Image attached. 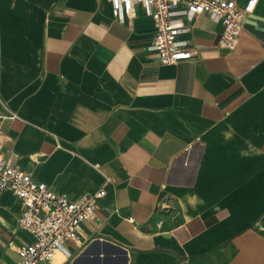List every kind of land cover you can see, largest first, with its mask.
I'll return each mask as SVG.
<instances>
[{
	"label": "crops",
	"instance_id": "1",
	"mask_svg": "<svg viewBox=\"0 0 264 264\" xmlns=\"http://www.w3.org/2000/svg\"><path fill=\"white\" fill-rule=\"evenodd\" d=\"M188 25L196 54L160 65L139 5L117 21L107 0H0L5 155L72 198L105 190L42 264H264V0L233 49L208 15ZM19 210L3 190L0 264L32 240Z\"/></svg>",
	"mask_w": 264,
	"mask_h": 264
},
{
	"label": "built area",
	"instance_id": "2",
	"mask_svg": "<svg viewBox=\"0 0 264 264\" xmlns=\"http://www.w3.org/2000/svg\"><path fill=\"white\" fill-rule=\"evenodd\" d=\"M111 14L117 21L134 16L136 6L151 17L154 33L150 48L160 65L172 64L196 54L190 41L182 36L189 29L188 21L195 15L206 14L221 25L218 44L233 49L238 41L244 16L251 12L257 0H107ZM10 119L18 115L9 111ZM0 132V195L10 190L18 199L20 210L17 226L31 234L32 240L15 247L14 264H42L50 262L56 251L68 256L66 243L79 239L83 221L93 217L98 201L105 194L103 187L82 193L74 198L53 191L46 183L16 166L15 153L8 145L5 155ZM6 147V146H5ZM108 180V179H107Z\"/></svg>",
	"mask_w": 264,
	"mask_h": 264
},
{
	"label": "rangeland",
	"instance_id": "3",
	"mask_svg": "<svg viewBox=\"0 0 264 264\" xmlns=\"http://www.w3.org/2000/svg\"><path fill=\"white\" fill-rule=\"evenodd\" d=\"M8 233L9 232H7L5 230H2L1 231V236H7ZM15 236L17 238L22 237V235L19 232L16 233ZM2 257H3L4 260H9L10 261L11 259H13V253L10 250H6L5 253H4V255Z\"/></svg>",
	"mask_w": 264,
	"mask_h": 264
},
{
	"label": "bare ground",
	"instance_id": "4",
	"mask_svg": "<svg viewBox=\"0 0 264 264\" xmlns=\"http://www.w3.org/2000/svg\"><path fill=\"white\" fill-rule=\"evenodd\" d=\"M62 258H63V254L60 253L59 251H56L52 260H53L54 263H58L59 261L61 262Z\"/></svg>",
	"mask_w": 264,
	"mask_h": 264
}]
</instances>
